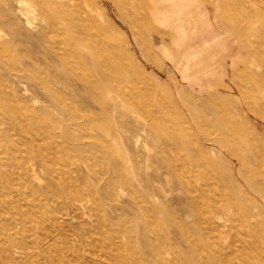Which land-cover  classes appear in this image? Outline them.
<instances>
[{
	"label": "rangeland",
	"instance_id": "rangeland-1",
	"mask_svg": "<svg viewBox=\"0 0 264 264\" xmlns=\"http://www.w3.org/2000/svg\"><path fill=\"white\" fill-rule=\"evenodd\" d=\"M180 1L0 0V264H264V0Z\"/></svg>",
	"mask_w": 264,
	"mask_h": 264
},
{
	"label": "crops",
	"instance_id": "crops-1",
	"mask_svg": "<svg viewBox=\"0 0 264 264\" xmlns=\"http://www.w3.org/2000/svg\"><path fill=\"white\" fill-rule=\"evenodd\" d=\"M178 2L177 0H148V16L150 19H153L155 23L162 27L163 30L159 31L158 34H164V33H173L175 36V39L178 38V31H179V18L175 20L173 17V13L171 16H169V7H173ZM200 4L201 7H204V10H207V14L209 17L217 19L219 22H222L219 16L213 15V7L211 3L205 2L203 0H196V3L194 4V7L192 10L194 11L196 8V5ZM191 22V20H190ZM189 20L184 22L185 28H188L190 24ZM168 38L164 39V43L167 41ZM179 41V38H178ZM176 43V42H175ZM178 43V42H177ZM181 43V42H180ZM186 43H181V45ZM235 44V43H234ZM163 45V44H162ZM236 46V45H235ZM234 46V47H235ZM236 49H239L240 47H235ZM229 54V53H228ZM180 57L174 58V64H176V67L180 69L181 63L183 61L180 60Z\"/></svg>",
	"mask_w": 264,
	"mask_h": 264
},
{
	"label": "bare ground",
	"instance_id": "bare-ground-1",
	"mask_svg": "<svg viewBox=\"0 0 264 264\" xmlns=\"http://www.w3.org/2000/svg\"><path fill=\"white\" fill-rule=\"evenodd\" d=\"M182 1V0H181ZM180 1V2H181ZM198 6V5H197ZM174 7V9H175V7L176 6H173ZM202 10V9H205L204 7H199V10ZM205 11H207V10H205ZM173 13V17L175 18V20L177 19V18H179V13H177V11L175 10H172V12H171V14ZM170 16V15H169ZM185 16V15H184ZM183 16V17H184ZM177 17V18H176ZM182 17V18H183ZM179 20H180V18H179ZM200 24V23H199ZM222 25V24H221ZM196 26H197V24H196ZM227 27V26H226ZM192 29V28H191ZM225 29V28H224ZM228 29V28H227ZM226 29V30H227ZM228 31V30H227ZM230 33V32H229ZM187 36V35H186ZM180 39V38H179ZM189 52V51H188ZM120 54V53H119ZM123 55V54H122ZM121 56V55H120ZM124 58V57H123ZM260 59V58H259ZM261 63L263 64L264 63V61H262L261 60ZM263 66H264V64H263ZM263 70H264V68H263ZM117 71V70H116ZM250 78H249V80L251 79L252 80V82H254L253 83V86H255V84H256V89H258V90H264V73H262V72H259V73H257L256 71L254 72V71H251V73H250V76H249ZM262 105H263V107H264V103H262Z\"/></svg>",
	"mask_w": 264,
	"mask_h": 264
}]
</instances>
